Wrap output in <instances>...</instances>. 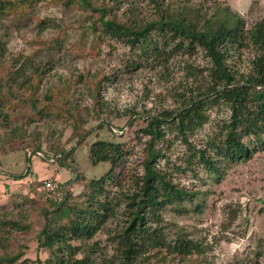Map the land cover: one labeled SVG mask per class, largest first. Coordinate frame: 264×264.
<instances>
[{
  "label": "trees",
  "instance_id": "16d2710c",
  "mask_svg": "<svg viewBox=\"0 0 264 264\" xmlns=\"http://www.w3.org/2000/svg\"><path fill=\"white\" fill-rule=\"evenodd\" d=\"M41 3L85 13L77 27L79 37L70 44L75 51L99 55L103 45L114 41L136 53L130 65L135 62L140 67L167 68L178 55H192L202 48L210 64L194 69L200 73H194L198 85L189 94L178 93L182 104L179 110L136 119L131 114L128 122L135 128V136L126 139L108 128L112 137L104 138L100 132L106 123L95 132L88 129L85 109L76 95L86 85L94 102L93 118L101 120L105 111L102 83L106 77L98 75L92 81L90 74L82 73L56 79L49 63L41 65L21 54L11 56L7 43L0 39V131H6L4 136L0 133V141L22 147L29 133L32 142L25 147L43 153L39 138L42 133L29 129L45 121H61L73 127L76 143L90 145L93 165L110 164L109 171L98 179L78 176L60 184L65 192L62 200H55L45 191L38 194L43 182H33L29 192L20 194V202L15 204L21 212L30 207L33 216L20 215L17 219L9 217L13 215L8 212L0 216V264H210L204 244L186 235L170 239L166 234L162 212L176 203H192L197 192L176 183L169 170L159 166L178 141L191 153L187 166L177 168L183 172L193 171L197 163L219 175L264 151V18L247 27L229 7L216 4L208 14L203 12L202 4H175L169 0H149L156 14L151 20L142 18L130 0H0V17L14 20L15 25L27 18L26 23L37 21L43 33L56 25L34 13ZM64 30L58 29L52 39L58 46ZM52 40L35 43L50 47ZM243 51L252 54L246 71L233 61L234 55ZM222 107L230 116L222 122L216 139L205 147H195L193 136L210 122L211 112ZM142 139L146 141L138 143ZM50 150L54 155L61 154L56 160L61 165H66L63 160L74 154V149ZM31 160L27 158V163ZM33 175L29 168L27 173L10 174L9 178L20 181ZM74 181L83 182L80 193L74 192ZM34 193L39 198L33 197ZM122 205L123 219H119L111 238L114 253L108 256L104 247L93 240L118 218ZM34 233L39 249L49 253L45 261L24 259L13 246V235ZM85 248L84 257L77 258Z\"/></svg>",
  "mask_w": 264,
  "mask_h": 264
},
{
  "label": "rangeland",
  "instance_id": "374dc122",
  "mask_svg": "<svg viewBox=\"0 0 264 264\" xmlns=\"http://www.w3.org/2000/svg\"><path fill=\"white\" fill-rule=\"evenodd\" d=\"M130 1L138 7L142 18L148 20L156 18L154 6L149 0ZM169 1L175 4L185 1L202 4L203 12L208 14L213 12L212 8L216 4H220L239 14L247 27L264 18V0ZM34 13L41 19L53 20L51 24L56 27L40 33L37 21L26 23L29 20L27 18L15 25L14 20L0 17V39L7 43L11 56L21 54L24 59L31 57L41 65L49 63L50 68H54L52 74L56 79L82 73L90 74L92 81L98 75L106 77L102 83L105 111L101 120L104 122L93 118L94 102L86 85L81 86L80 92L78 91L76 95L81 108L85 109L83 115L88 119V129L95 132L102 123H106L104 125L106 128L100 132L104 138L112 137L108 128L126 139L135 136V128H131L128 122L131 114H134L136 119L156 116L165 110H179L182 104L177 97L178 93L189 94L191 88L198 85L194 73H200L194 69L206 68L210 64L202 48H197L192 55H178L170 61L167 68H152L146 65L140 67L135 62L130 65L129 62L135 58L136 53L114 41L103 45L99 55L78 52L73 50L70 44L79 37L80 30L77 27L85 16L83 11L41 3L35 8ZM57 28L63 30L66 28L60 35H63L61 46L52 40L58 35ZM35 40H52L49 46L53 48L43 47L35 43ZM240 54L234 55L233 61L240 70L246 71L252 54L249 51ZM96 110L101 112L99 107H96ZM229 116L226 108L214 109L210 122L193 136L192 144L199 148L207 146L209 141L216 139L222 122ZM139 124L144 125L143 122ZM33 128L42 133L39 138L43 142L45 150L43 153L39 154L34 152L32 147H25L27 143L32 142L29 133H26V143L22 147L0 141V216L5 212L12 213L13 216L9 217L17 219L20 215L33 216L30 207L21 212L16 209L15 204L20 202L19 195L27 194L35 181L36 185L43 182L37 191L40 194L46 180L53 179L64 185L78 176L98 179L110 169L108 163L93 165L90 162V145H80L81 143L73 140L75 134L70 124L45 121L33 125L29 131ZM0 133L4 136L6 131L1 130ZM145 141L146 139H142V142L138 143L143 144ZM53 147L69 151L74 149L73 156L63 160L66 165L57 163L56 160L61 154L54 155L50 150ZM166 154V160L162 161L159 167L169 170L170 177L176 183L197 192L192 203L189 201H184L180 205L176 203L162 212L163 225L168 237L173 239L182 234L204 244L208 250L207 258L210 264H264V151L256 154L248 163L227 168L219 175L211 174L204 165L197 163L192 166L193 171H178L177 168L180 166H183L182 168L187 166L186 160L191 156L187 146L179 141L173 143L171 150ZM30 155L31 163H27ZM49 155L54 158H49ZM47 158L49 159L45 160ZM29 168H32L33 176L24 177L20 181L9 178L10 174H25ZM74 182V192L80 193L83 190V182ZM112 191L115 193L117 190L113 188ZM32 196L39 198L36 193ZM124 207V205L119 207L118 218L112 219L107 229L93 240L104 247V253L108 256L114 253L115 245L111 238L119 219H123ZM123 224L124 222L121 226ZM35 235V233L13 235V246L24 255V259L45 261L49 253L39 249ZM85 252L86 248L80 251L77 258L84 257ZM2 253L0 250V254Z\"/></svg>",
  "mask_w": 264,
  "mask_h": 264
},
{
  "label": "built area",
  "instance_id": "2783aa9c",
  "mask_svg": "<svg viewBox=\"0 0 264 264\" xmlns=\"http://www.w3.org/2000/svg\"><path fill=\"white\" fill-rule=\"evenodd\" d=\"M43 191L47 192L55 200H62L65 194L63 188L60 187V183L53 179L44 182Z\"/></svg>",
  "mask_w": 264,
  "mask_h": 264
},
{
  "label": "water",
  "instance_id": "95a60500",
  "mask_svg": "<svg viewBox=\"0 0 264 264\" xmlns=\"http://www.w3.org/2000/svg\"><path fill=\"white\" fill-rule=\"evenodd\" d=\"M37 153V152H36ZM40 154V153H39ZM32 155H30L29 159H31Z\"/></svg>",
  "mask_w": 264,
  "mask_h": 264
}]
</instances>
